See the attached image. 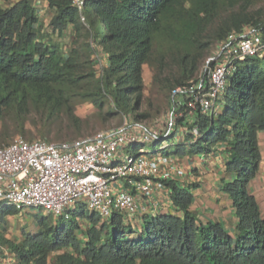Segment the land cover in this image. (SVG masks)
I'll return each instance as SVG.
<instances>
[{
  "label": "trees",
  "instance_id": "1",
  "mask_svg": "<svg viewBox=\"0 0 264 264\" xmlns=\"http://www.w3.org/2000/svg\"><path fill=\"white\" fill-rule=\"evenodd\" d=\"M253 1L86 0L79 11L69 0H49L52 31L62 35L73 26L79 36L68 58L58 43L39 31L32 0L0 7V147L16 136L33 139L30 121L40 127L43 139L51 137L45 129L50 123L77 124L72 110L76 98L99 107L105 99L127 117L143 97V68L159 36L183 53L182 73L172 90L187 85L213 42L246 25L264 27V21L249 11ZM206 35L208 41L203 42ZM80 48L95 52L98 59L100 49L105 54L107 64L93 89L81 83ZM196 118L198 141L169 147L186 156L212 154L220 147L225 171L221 191L237 218L233 231L200 219L192 209L194 187L169 183L172 213L146 214L139 227L117 212L102 221L96 213L85 216L76 208L69 217L52 221L38 217L42 209L5 206L0 210V244L15 253L19 264H264V218L250 188L264 160V57L239 62L219 113ZM187 146L193 152L185 153ZM26 210L37 213L34 231L24 230L18 240L7 239L9 218Z\"/></svg>",
  "mask_w": 264,
  "mask_h": 264
},
{
  "label": "built area",
  "instance_id": "2",
  "mask_svg": "<svg viewBox=\"0 0 264 264\" xmlns=\"http://www.w3.org/2000/svg\"><path fill=\"white\" fill-rule=\"evenodd\" d=\"M69 1L82 11L86 0ZM254 57H264V27L246 25L217 43L194 80L172 91L162 122L147 125L126 119L91 137L62 142L16 138L0 147V210L33 208L69 217L83 204L102 221L121 213L133 227H139L146 214L172 210L168 184L188 187L197 168L164 151L170 144L198 141L197 115L212 118L219 113L237 64ZM193 118L192 130L179 125L180 120L188 124ZM149 142L160 143L159 149L144 152L141 147ZM130 147L138 148L137 153L128 155ZM206 160L201 155V163ZM0 264H19L15 253L1 244Z\"/></svg>",
  "mask_w": 264,
  "mask_h": 264
},
{
  "label": "rangeland",
  "instance_id": "3",
  "mask_svg": "<svg viewBox=\"0 0 264 264\" xmlns=\"http://www.w3.org/2000/svg\"><path fill=\"white\" fill-rule=\"evenodd\" d=\"M21 0H0V7L7 8L15 5ZM34 6L36 7V11L39 17V25L38 29L42 34H47V39H51L54 42L58 43L62 51L65 54V57L68 58L74 48V41L78 40L79 36L75 31L73 26L68 27L66 30L62 32L60 35L58 32H53L50 28V21L53 17L54 11L49 8V0H32ZM249 11L256 16H259L261 20L264 21V0H255L249 6ZM211 30L208 31V36L210 38ZM207 35L203 39V42H207ZM217 43L213 42L211 48L206 52L204 58L200 61L199 67L202 66L205 61L211 56L213 50L215 49ZM80 46V44H79ZM75 47H78L75 46ZM82 54V61L80 63L81 66V75L82 78V86L94 88L102 77L103 69L106 66L107 62L105 59L104 52L99 50V59L96 57V53L92 52L91 54L83 51L80 48ZM183 56L181 50H178L176 47H173L167 39L159 36L155 39L151 56L147 65L143 68V81H144V90L143 97L140 102L133 105L135 111L129 113L127 117L122 114H118L114 111L110 105L107 103V100H103L102 107L96 106L95 104L86 101L82 98H76L72 103V110L75 113L76 117L79 118V122L75 125H70L64 121H56L54 123H50L45 129L50 131L51 137L48 138L53 142H62V141H71L79 138L91 137L99 131L117 128L121 126L126 119H135L136 116H140L138 120L146 123L147 125H154L157 122H162L165 114L171 106V94L173 85L175 84V80L178 79L182 73L181 62L180 59ZM199 71V70H198ZM198 71L195 72L194 79L198 75ZM193 79V80H194ZM104 103V104H103ZM193 121L186 124L185 127L187 130H192L195 123V118ZM29 129L32 130L34 138L31 137L24 138L25 140L32 141L37 139H43L40 136V127L34 124L33 121L28 123ZM42 128V126H41ZM1 129V128H0ZM74 133V136H71ZM65 135V137L63 136ZM63 138H61V137ZM60 137V138H58ZM16 138H22L20 136H16ZM160 143L155 144L153 142L147 143L143 148L144 152L151 153L159 149ZM137 149L128 148L126 153L128 155H134L137 153ZM185 153L189 154L193 152L194 148L192 146H187L185 149ZM168 151H173V147H168L167 150L164 151L166 154ZM219 151H213L212 155L214 156ZM163 153V154H164ZM211 154V153H210ZM178 155L182 157H186L185 154L179 153ZM192 156H198L197 154H193ZM220 176V174H217ZM201 175L194 174V180L190 187H194L193 190L202 189L201 187L205 184L199 180ZM221 177V176H220ZM222 178V177H221ZM220 178V179H221ZM220 179H217V183L215 185L216 194L206 191L205 189L196 193L195 201L192 209L200 215H210L215 218H219L229 210V207L223 209V206L226 204H222L217 206L222 199L218 198L221 196L220 192ZM198 186V188H195ZM222 206V207H221ZM76 208L78 212L83 211L85 216H89L92 214L91 210L86 206L77 205ZM223 209V210H220ZM220 210V211H219ZM37 213L35 211H23L21 214L17 216H13L9 218L8 225L6 226L5 237L10 240H18L21 239L24 230L34 231L35 218L34 215ZM48 216L50 220L57 219L58 216L54 214H48L47 211L41 210L38 213V217ZM209 217V216H208ZM29 228L30 230H28ZM27 229V230H26ZM0 231H3L2 229Z\"/></svg>",
  "mask_w": 264,
  "mask_h": 264
},
{
  "label": "crops",
  "instance_id": "4",
  "mask_svg": "<svg viewBox=\"0 0 264 264\" xmlns=\"http://www.w3.org/2000/svg\"><path fill=\"white\" fill-rule=\"evenodd\" d=\"M263 140H264V135H261V146L263 147ZM207 156L206 163H201L200 157L201 155L198 156H186L184 159L186 163H189L193 166H195L197 169L193 170L192 173V181H190L188 187H190L191 183L195 181L194 179V174L196 175H201L202 177L199 178L200 181H202L203 178V185L201 188L202 189H197V190H192L193 194L196 197V193L205 189L206 191H210L214 194H216L215 190V185L217 183V179L219 180L221 177L224 176L225 171H224V164L222 163V159H224V156L222 153L217 152L214 156L212 154H205ZM264 159V158H263ZM217 174H220V176H217ZM220 192L221 196L218 198L222 199L221 202L217 206H220L222 204H226L223 206V209L229 207V210L225 213V215L220 216L219 218H215L213 216H210L208 214L206 215H200V219L204 222L208 221H213V222H220L223 224L224 228L228 231L231 232L233 231L236 223H237V218L235 215V210L233 208L232 202L229 200L228 196L222 193V182L220 179ZM251 191L252 193L257 197L260 207H261V214L262 217L264 218V160L261 164L260 172L258 173V176L256 179L253 180L251 183ZM196 203V201H195ZM222 207V206H221ZM220 209V210H223ZM219 210V211H220ZM158 214H166V213H172V210H167L165 208H160V211L157 212ZM209 216V217H208Z\"/></svg>",
  "mask_w": 264,
  "mask_h": 264
}]
</instances>
